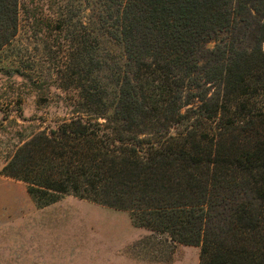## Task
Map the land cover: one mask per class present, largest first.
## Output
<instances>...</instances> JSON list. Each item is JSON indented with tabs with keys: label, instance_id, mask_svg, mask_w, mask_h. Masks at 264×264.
<instances>
[{
	"label": "trees",
	"instance_id": "1",
	"mask_svg": "<svg viewBox=\"0 0 264 264\" xmlns=\"http://www.w3.org/2000/svg\"><path fill=\"white\" fill-rule=\"evenodd\" d=\"M73 37L75 111L2 167L38 208L73 196L200 248V264H264V0H88ZM21 0H0V54ZM105 33L122 56L102 52ZM213 45V47H210Z\"/></svg>",
	"mask_w": 264,
	"mask_h": 264
},
{
	"label": "rangeland",
	"instance_id": "2",
	"mask_svg": "<svg viewBox=\"0 0 264 264\" xmlns=\"http://www.w3.org/2000/svg\"><path fill=\"white\" fill-rule=\"evenodd\" d=\"M92 9L88 0H21L18 36L0 54V264H200L199 247L174 248L129 212L73 196L38 208L25 183L1 175L25 142L72 117L74 41L57 21L90 23ZM100 40L104 56H122L110 36Z\"/></svg>",
	"mask_w": 264,
	"mask_h": 264
}]
</instances>
